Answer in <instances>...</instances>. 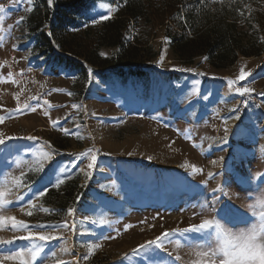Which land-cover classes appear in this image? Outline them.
Segmentation results:
<instances>
[{
  "label": "rangeland",
  "instance_id": "1",
  "mask_svg": "<svg viewBox=\"0 0 264 264\" xmlns=\"http://www.w3.org/2000/svg\"><path fill=\"white\" fill-rule=\"evenodd\" d=\"M112 3L100 1L90 15L98 19L108 14L109 8L114 9ZM0 6L5 8L0 13V116L5 117L0 134L20 138L0 145V182L23 171L25 184L40 191L49 187L38 200L27 188L14 191L9 199L15 203L0 214L29 225L69 223L66 229H30L59 237L45 245V254L35 264L60 260L71 264H173L177 255L181 259L175 264H194L199 259L196 249L176 248V240L184 243L179 235L164 240L165 250L148 256L132 255V249L162 233L198 225L211 218L212 209L230 225L248 223L242 207L246 192L254 176L260 182L264 177V54L239 57L225 69L211 68L202 57L190 65L169 48L165 22L154 21L140 32L157 56L141 64L139 74L101 70L83 62L82 69H69L51 63L48 53L46 57L39 54L27 25L28 8L33 4L0 0ZM21 17L23 21L17 24ZM113 51L102 48L100 54L109 56ZM242 68L250 74L229 87L227 81L235 80ZM244 86L254 90L250 94L253 105L247 102L245 106L249 96L235 92L236 87ZM24 104L31 107L23 108ZM52 121H57L55 127ZM61 129H68L69 134ZM29 136L37 140L24 139ZM89 149L97 154L91 178L77 171H88L87 158L76 161L75 168L70 163ZM40 150L50 151L56 164L71 168L72 178L55 188L40 178L50 173V164L39 175L28 172L24 161ZM193 166L199 171L193 173ZM16 196L24 199L16 201ZM28 199L37 206L31 217L20 211L21 207L29 210ZM41 205L52 211H39ZM68 208L75 210L72 216L67 215ZM26 234L12 230L10 223L0 228V240L14 241L4 245L0 254L28 245L14 240ZM186 235L195 238L199 234ZM93 244L99 247L84 260Z\"/></svg>",
  "mask_w": 264,
  "mask_h": 264
},
{
  "label": "trees",
  "instance_id": "2",
  "mask_svg": "<svg viewBox=\"0 0 264 264\" xmlns=\"http://www.w3.org/2000/svg\"><path fill=\"white\" fill-rule=\"evenodd\" d=\"M100 1L53 0L50 7L48 0H34L27 25L39 54L69 69H82L83 62L138 73L157 56L140 32L154 21L165 22L169 48L190 65L202 57L225 69L239 57L264 54V0H112L113 16L93 24L90 12ZM102 48L114 51L102 56Z\"/></svg>",
  "mask_w": 264,
  "mask_h": 264
},
{
  "label": "snow or ice",
  "instance_id": "3",
  "mask_svg": "<svg viewBox=\"0 0 264 264\" xmlns=\"http://www.w3.org/2000/svg\"><path fill=\"white\" fill-rule=\"evenodd\" d=\"M10 2H15L19 4H23L25 2L29 4H34V0H10ZM48 4L51 7L53 4V0H48ZM105 8H109V5H104ZM33 10L32 7L28 8V11L31 12ZM115 11V9L109 8L108 14L101 15L98 19L92 20L91 23H99L101 21H106L111 18L112 12ZM5 8L0 6V13H4ZM0 19H3L2 16H0ZM23 17L20 18L16 23L19 24L23 21ZM87 26V25H86ZM163 59V58H161ZM178 71H188V72H194L192 69H176ZM89 79L92 77V70H88ZM250 73L245 72L243 68L240 70L239 75L235 80H228L227 84L229 87L235 85L238 81H245V78ZM199 75H204L203 73H199ZM9 77H11V73H9ZM55 91V90H54ZM254 90L250 87L244 86V87H236L235 92L238 93L241 97L244 96H250V94ZM69 95H72L71 93H68ZM261 95H264V93H261ZM33 100H36L37 97L33 96ZM204 99H207V97H204ZM45 104H47V101H44ZM245 106H247V101H245ZM31 107L29 104H24L23 108H29ZM73 107H76V105H73ZM20 107L18 106L17 111H20ZM31 110L34 112L36 111L35 107H32ZM231 111H237V109H232ZM238 116H234L233 119H238ZM5 117L0 116V123L3 122ZM53 126L55 127L57 125V121H52ZM65 135L69 134L68 129H61ZM227 129H225V138L223 140L224 143L227 142ZM81 138V137H77ZM187 138V137H186ZM20 139L19 137H13V136H3L0 134V145H6L8 141L10 140H16ZM24 139H28L31 141H36L37 138L34 136L25 137ZM47 144L48 142H44ZM49 147H51L49 145ZM32 158L30 160L24 161V164L27 166V170L30 173H35L37 175L45 172L46 164L51 165V171L48 174H45L41 176L42 183L48 184L51 187L59 188L60 185L65 183L66 179H71V168H69L66 165H59L56 164L53 161L52 153L50 151H43L40 150L36 153H32ZM131 155V153H129ZM83 158H87L89 160L87 164L88 171H84V169H77L78 172H84V175L88 178L92 177V170L97 165V154L92 149H89L85 152L79 153L75 160L71 161L72 168L76 167V161L82 160ZM149 160H151V157H148ZM213 163H216V161H213ZM181 167H184V165H181ZM193 173L199 171L195 166H193L192 169ZM24 175L25 173L22 171L20 175L18 176H5L4 180L0 182V213H4L9 209V206L14 204L15 202L11 199H9L10 196L14 194V191H18L21 188H27V190L34 194L35 199H40L45 196V194L49 191V187H44L42 191L38 190L36 187H33L31 184H25L24 183ZM212 173H209V176H211ZM258 177H261V174H257ZM261 182H264V177H261ZM219 190V185L216 189H213V193ZM24 199L23 196H16V201H22ZM80 197H77V201H79ZM27 208L29 210L25 211L24 207L20 208V211L26 215L31 217L34 214V210L37 208L36 204L33 203L32 199L27 200ZM39 211L44 213H50L49 208L44 207L41 205L39 207ZM73 208L67 209V215L72 216L74 214ZM11 225L12 230L14 231H22L27 233L26 235H22L19 237H15V239H18L20 241H27L29 242L28 245L21 248L18 251H12L11 254H0V264H3V261H16L18 264H35V262L38 260V258H42V255L45 254V245L48 243L55 241L59 239L58 236L48 234L45 232H37L32 231L30 229L34 228H51L53 230L59 229V228H68L69 223L65 221L63 224H36V225H29L27 222L21 219H17L15 216H6L3 214H0V228H3L6 224ZM212 221L210 219H204L200 224L193 225L190 228L186 229H176L172 232H165L162 233L161 236L156 237L153 240L146 241L144 244L138 245L135 249H132V255H138L143 254L145 256L150 255V253H155L156 250H165L164 249V240L172 237L174 235H179L181 237H184V243L182 244L180 240H176L175 246L176 248H180L182 246L189 247V248H195L196 252L195 255L199 258L194 262V264H240V262L235 260V257L229 258L227 255H225L224 259L218 258V253L215 252L212 249V241H211V235H212ZM129 226H125V230H127ZM72 228H75V224H72ZM187 233H196L199 234L197 237H189L186 234ZM86 234V233H82ZM13 240H0V253L3 252V246L12 244ZM99 247L98 244H93L88 247V255H85L83 257L84 260L89 259V256L92 254L95 248ZM62 252H67V248H61ZM56 253L53 251L51 253V256H55ZM169 256L172 255L171 252L168 253ZM125 259H127V254H125ZM181 257L179 255L174 257L173 264H175V261L180 260ZM57 264H71V262L68 261H57Z\"/></svg>",
  "mask_w": 264,
  "mask_h": 264
},
{
  "label": "clouds",
  "instance_id": "4",
  "mask_svg": "<svg viewBox=\"0 0 264 264\" xmlns=\"http://www.w3.org/2000/svg\"><path fill=\"white\" fill-rule=\"evenodd\" d=\"M249 221L233 226L210 210L212 249L219 259L235 257L240 264H264V182L254 176L242 205Z\"/></svg>",
  "mask_w": 264,
  "mask_h": 264
},
{
  "label": "built area",
  "instance_id": "5",
  "mask_svg": "<svg viewBox=\"0 0 264 264\" xmlns=\"http://www.w3.org/2000/svg\"><path fill=\"white\" fill-rule=\"evenodd\" d=\"M244 100L247 101L251 105H253L254 102H255V100L252 97H250V96L249 97H246Z\"/></svg>",
  "mask_w": 264,
  "mask_h": 264
}]
</instances>
